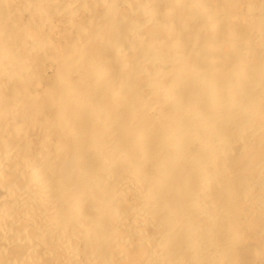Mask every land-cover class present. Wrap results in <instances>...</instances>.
Segmentation results:
<instances>
[{"label": "bare ground", "instance_id": "bare-ground-1", "mask_svg": "<svg viewBox=\"0 0 264 264\" xmlns=\"http://www.w3.org/2000/svg\"><path fill=\"white\" fill-rule=\"evenodd\" d=\"M0 264H264V0H0Z\"/></svg>", "mask_w": 264, "mask_h": 264}]
</instances>
